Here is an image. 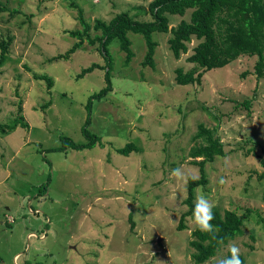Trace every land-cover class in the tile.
Returning a JSON list of instances; mask_svg holds the SVG:
<instances>
[{
  "label": "rangeland",
  "instance_id": "374dc122",
  "mask_svg": "<svg viewBox=\"0 0 264 264\" xmlns=\"http://www.w3.org/2000/svg\"><path fill=\"white\" fill-rule=\"evenodd\" d=\"M0 1L18 10L0 12V37L14 36L0 67V125L18 122L5 133L0 128V264H196L192 216L187 229H178L190 178L178 182L170 173L181 168L201 177L189 155L200 124L215 131L227 155L206 163L208 183L195 200L204 195L240 214L257 210L244 220L242 235L202 264L228 257L233 244L245 264H264V77L254 73L257 55L204 71L201 84L179 85L176 69L196 66L188 57L201 41L193 37L177 59L171 33L155 32L151 67L143 63L144 36L130 32L133 60L125 64V52L111 44L114 91L93 105L89 128L104 145L61 149L63 136L88 141L86 105L107 85L105 68L77 78L92 63L106 66L99 42L54 59L79 42L68 31L83 29L84 19L94 37L101 33L96 20L124 11L151 20L153 0ZM190 14H168L170 27ZM34 74L50 75L53 86ZM129 142L140 151H116Z\"/></svg>",
  "mask_w": 264,
  "mask_h": 264
},
{
  "label": "trees",
  "instance_id": "16d2710c",
  "mask_svg": "<svg viewBox=\"0 0 264 264\" xmlns=\"http://www.w3.org/2000/svg\"><path fill=\"white\" fill-rule=\"evenodd\" d=\"M189 9L191 14L188 19L183 18L177 26L170 27L168 14L185 16ZM149 10L152 15L151 20H138L128 11L118 13L109 22L98 19L94 28L101 33L94 37L90 34L91 25L84 19H82L83 29L68 31L71 36L78 38L79 42L66 53L59 54L54 59L70 58L72 53L86 41L92 45L99 42V49L107 62L106 66L92 63L83 68L77 78H82L97 68H105L107 85L90 95L86 105L88 118L84 123L82 133L88 141L78 143L68 136H63L61 149L83 150L94 147L98 142L104 145L102 137L89 128L92 121L93 105L95 100H101L114 91L112 75L114 57L111 54V44L115 41L118 42L117 44L126 54L125 64H129L133 60L135 52L129 37L130 32L144 36L147 51L143 63L145 66L151 67L155 66V53L158 46V42L153 38L155 32L171 33L169 45L177 59L181 57L182 53L188 52L189 43L193 37L201 41L193 49V54L188 57V61L196 66L189 71H185L183 68L176 69V82L179 85L201 84L204 71L223 68L245 54L258 56L254 73L258 78L264 77V0H153ZM1 11L10 12L12 15L18 12L17 9L9 7L3 1H0ZM13 40L14 36L10 34L7 37H0V67L9 59ZM34 77L45 80L50 88L53 86L54 81L50 75L34 74ZM248 103L245 102L247 106ZM21 119H23L22 116ZM21 124L28 127L27 123L23 121ZM17 125L18 122L0 125V128L5 133L8 129L13 130ZM193 140L195 144L191 147L189 155L193 158L192 163L200 166L201 177L188 181V196L185 199L188 211L181 216L179 230L188 228L186 221L187 217L192 216L193 213L196 189L208 183L205 174L206 163L213 161L216 156L227 155L220 137L213 129L207 128L204 124L199 125ZM116 151L129 156L132 152H139L140 149L135 143L129 142L123 147L116 148ZM261 163L264 167V158H261ZM261 177L264 178V172ZM212 211L214 219L211 223L215 231L202 233L195 228L191 233L189 245L193 249L192 259L196 264L207 262L216 256L224 245L242 235L244 220L253 212H257L249 207L243 214H240L237 210H222L219 206H215ZM130 219L134 226L135 221L132 215ZM240 259L242 264L246 263L245 256L240 255Z\"/></svg>",
  "mask_w": 264,
  "mask_h": 264
},
{
  "label": "clouds",
  "instance_id": "9594fccd",
  "mask_svg": "<svg viewBox=\"0 0 264 264\" xmlns=\"http://www.w3.org/2000/svg\"><path fill=\"white\" fill-rule=\"evenodd\" d=\"M178 182L183 181L187 182L190 179H198L197 176L192 175L191 177L187 176L181 168H175L170 173ZM221 183L224 181L221 180ZM215 207V204L211 202L206 196L198 195L193 208L192 213V222L195 225V228L202 233H212L215 231V228L211 221L214 219V214L212 209ZM230 255L226 258L219 259L215 264H242L240 259V250L233 244L229 247Z\"/></svg>",
  "mask_w": 264,
  "mask_h": 264
}]
</instances>
